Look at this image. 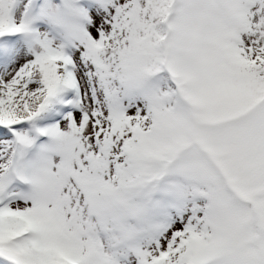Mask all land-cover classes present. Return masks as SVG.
Returning a JSON list of instances; mask_svg holds the SVG:
<instances>
[{"label":"snow or ice","instance_id":"6c2138e0","mask_svg":"<svg viewBox=\"0 0 264 264\" xmlns=\"http://www.w3.org/2000/svg\"><path fill=\"white\" fill-rule=\"evenodd\" d=\"M0 264H264V0H0Z\"/></svg>","mask_w":264,"mask_h":264}]
</instances>
